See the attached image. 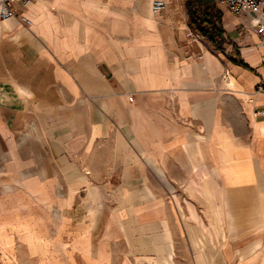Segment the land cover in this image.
Instances as JSON below:
<instances>
[{"label":"crops","instance_id":"crops-1","mask_svg":"<svg viewBox=\"0 0 264 264\" xmlns=\"http://www.w3.org/2000/svg\"><path fill=\"white\" fill-rule=\"evenodd\" d=\"M152 1L10 0L0 264H264L253 17Z\"/></svg>","mask_w":264,"mask_h":264},{"label":"built area","instance_id":"built-area-1","mask_svg":"<svg viewBox=\"0 0 264 264\" xmlns=\"http://www.w3.org/2000/svg\"><path fill=\"white\" fill-rule=\"evenodd\" d=\"M210 5H221L233 15H250L253 17V27L264 46V0H207ZM167 3L164 0H153L151 3V12L159 14L166 9ZM14 12L11 8L10 0H0V19L10 20ZM245 28V27H244ZM192 35L191 33L189 34ZM264 84L257 87V90H263ZM132 100V98H129ZM264 114V110L260 112Z\"/></svg>","mask_w":264,"mask_h":264},{"label":"trees","instance_id":"trees-1","mask_svg":"<svg viewBox=\"0 0 264 264\" xmlns=\"http://www.w3.org/2000/svg\"><path fill=\"white\" fill-rule=\"evenodd\" d=\"M204 4H207V8L211 7L207 0H198ZM194 26L197 27V30L205 37H207L210 41L216 42V37L222 35V29L217 26V23L220 22L221 17L220 14H216L215 18L209 17L205 19H196L193 18ZM221 48V47H220ZM241 64H243L241 62ZM245 65V64H244Z\"/></svg>","mask_w":264,"mask_h":264}]
</instances>
